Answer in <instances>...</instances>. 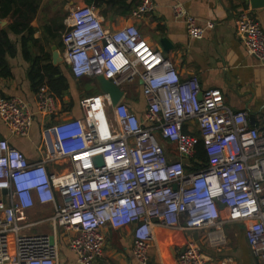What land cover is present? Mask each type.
<instances>
[{"label":"built area","instance_id":"built-area-1","mask_svg":"<svg viewBox=\"0 0 264 264\" xmlns=\"http://www.w3.org/2000/svg\"><path fill=\"white\" fill-rule=\"evenodd\" d=\"M155 7L140 0L131 16ZM172 10L191 38L213 26L196 25L180 3ZM64 24L62 57L71 76L104 75L123 96L115 105L100 91L81 97L80 116L52 123L56 153L47 150L38 161L0 137V264H64L62 247L73 264H94L103 255L104 228H127L133 259L148 264L157 227L189 236L178 264H231L230 258L212 260L204 248L224 247V227L237 224L264 264V114L251 123L247 110L230 109L218 88L181 79L137 25L111 31L92 4L70 9ZM235 30L246 52L264 65L258 20L241 11ZM133 83L140 112L125 91ZM35 95L32 109L0 92V120L10 134L26 137L36 113H57V97L46 85ZM199 138L204 161L195 157ZM35 206L51 214L32 219Z\"/></svg>","mask_w":264,"mask_h":264},{"label":"crops","instance_id":"crops-1","mask_svg":"<svg viewBox=\"0 0 264 264\" xmlns=\"http://www.w3.org/2000/svg\"><path fill=\"white\" fill-rule=\"evenodd\" d=\"M139 1H134L135 6L132 10ZM153 1L156 7L136 18L131 16L132 10L125 15L113 11L118 8L117 6L107 11L111 6L106 0H42L31 23L35 28L33 37L38 41L33 47V53L40 54V47L42 54L49 55L51 64L57 65L65 77L67 89L63 90L60 97L55 95L56 114L34 115V121L26 137L10 134L1 120L0 137L8 139L9 143L22 151L30 162L40 160L47 150L55 154L57 149L52 123L58 119L80 116L79 99L99 91L97 86H93V90L84 87L88 80H94L91 84H95V78L75 79L71 76L68 65L62 57L61 31L65 27L64 19L67 18L70 9L84 4L94 5L104 26L111 31H116L125 24L134 23L148 43L162 51L161 40L166 39L170 44L166 55L173 61L181 79L195 77L203 90L218 88L223 95L224 103L230 109H245L255 120L262 116L264 65L246 52L244 44L236 34L235 21L241 11H246L258 20L264 31V7L252 9L249 0ZM176 3H180L187 13L195 18L196 25L205 27L207 22H211L213 26L206 27L200 39L191 38L183 19L175 17L173 13L172 5ZM2 20L5 23L0 26H6L10 22L8 18L0 21ZM9 37L15 43L16 53L13 57H8L11 77L0 78V92L4 96H18L34 109L35 90L27 77L30 62L21 54L19 36L9 33ZM53 46L55 49L52 48ZM54 50L61 57V61L57 64L52 63ZM81 84L79 88L78 85ZM128 103L132 108H137L134 102L128 101ZM137 104H142L141 95ZM140 110L141 108L138 107L137 111ZM47 166L50 169L58 168L55 162H49ZM42 209L39 206L37 209L29 210L30 217L36 218ZM44 209L50 211L49 208L44 207ZM242 228L241 225H233L234 231L227 236L225 246L216 249L205 247V253L214 261L230 258L231 264H262L249 249ZM235 230L240 233L237 238L234 236ZM103 231L105 234L103 255L97 260L100 264H107L114 258L119 260V264H137L132 257V240L127 228L121 230L104 228ZM188 237L185 232L157 227L155 238L149 248L148 264H178L177 252L182 250ZM124 255L128 256V260L123 258ZM67 258V263L73 262L70 256Z\"/></svg>","mask_w":264,"mask_h":264},{"label":"trees","instance_id":"trees-1","mask_svg":"<svg viewBox=\"0 0 264 264\" xmlns=\"http://www.w3.org/2000/svg\"><path fill=\"white\" fill-rule=\"evenodd\" d=\"M42 0H0V20L8 18L10 22L6 26H0V78L11 77V68L8 63V57H13L16 53V47L9 33L19 36L21 54L23 58L30 62L27 77L31 87L36 91L41 85H46L56 96L60 97L63 90L67 89L66 79L57 65H52L47 53H33V47L38 41L33 37L35 28L32 20L38 11ZM111 6L110 11L120 14L131 12L135 6V0H106ZM106 12V10H105ZM62 43V42H61ZM130 105V103H129ZM195 157L205 160L202 140L199 138L196 143Z\"/></svg>","mask_w":264,"mask_h":264},{"label":"water","instance_id":"water-1","mask_svg":"<svg viewBox=\"0 0 264 264\" xmlns=\"http://www.w3.org/2000/svg\"><path fill=\"white\" fill-rule=\"evenodd\" d=\"M249 5L252 9L263 8L264 7V0H249ZM5 21H0V24H4ZM163 53L166 54L167 49L169 48L170 44L166 39L161 40ZM55 49V46L52 47ZM61 61V57L59 56L56 50L52 53V63L57 64ZM95 81L98 87V90L102 93H106L109 95L111 102L115 105L123 96V90L120 89L118 86L114 85L111 80L106 78L104 75H97L95 77ZM254 122V118H251V123ZM5 192V191H3ZM194 238H196V233L193 234Z\"/></svg>","mask_w":264,"mask_h":264},{"label":"rangeland","instance_id":"rangeland-1","mask_svg":"<svg viewBox=\"0 0 264 264\" xmlns=\"http://www.w3.org/2000/svg\"><path fill=\"white\" fill-rule=\"evenodd\" d=\"M66 17V16H65ZM64 17V18H65ZM62 32V31H61ZM91 83H94V80H88V81H86L85 82V84H84V87L85 88H87V89H89V90H93V86H97V84L95 83V84H91ZM135 83H133L132 85H128V86H126L125 87V91H126V93H127V98H128V100L129 101H131V102H134L135 104H137L138 103V101L140 100V91H139V88L136 86V85H134ZM82 86V84L81 85H78V87L80 88ZM76 95H78V94H76ZM77 99H78V97H77ZM39 206H37L36 208H33V210L34 209H37ZM51 213H50V211L49 210H45V209H42V211L39 213V215L36 217V218H45V217H47V216H49ZM33 215V214H32ZM33 216H35V215H33ZM35 218V217H34ZM34 218H32V219H34ZM39 228H32L31 230H30V233H39ZM224 231H225V233H226V235L227 236H229V235H231L232 233H233V225L231 226V225H229V226H225L224 227ZM240 233H238V232H236V230H235V233H234V236L237 238L238 237V235H239ZM242 234V233H241ZM58 235H59V237H60V239H62L63 238V233L61 232V231H59L58 232ZM233 236V237H234ZM66 254V256H70V253L64 248V247H62L61 248V255L62 254ZM127 255V254H126ZM126 255H124V259L125 260H128V256H126ZM98 262V261H97ZM95 263V264H100V262H98V263ZM65 264H73V262H71V263H65ZM103 264V263H102ZM107 264H119V260L118 259H112L111 261H109V263H107Z\"/></svg>","mask_w":264,"mask_h":264}]
</instances>
